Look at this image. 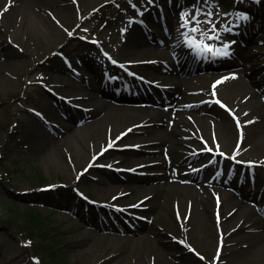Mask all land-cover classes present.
<instances>
[{
  "label": "rangeland",
  "instance_id": "obj_1",
  "mask_svg": "<svg viewBox=\"0 0 264 264\" xmlns=\"http://www.w3.org/2000/svg\"><path fill=\"white\" fill-rule=\"evenodd\" d=\"M161 2L147 16L154 0H38L41 10L29 6L28 12L19 15L26 23L23 34L13 17L4 19L0 11V264H53L49 254L35 249L41 232L31 238L33 248L26 240L22 214L27 210L40 214L53 234L48 235V245L55 247V264H264L256 257L264 242L260 228L264 222V163L247 161L264 155V141L253 150L241 144L233 117L238 113L239 126L245 127L256 119V112L264 110L260 97L264 93V0ZM209 11L215 32L209 31L212 24L203 23ZM136 13L146 16L136 18ZM239 15L248 18L238 19ZM193 17L201 23H193ZM133 20L128 33L127 25ZM185 20L188 26L198 27L197 42L228 45L231 54L227 58H233L230 68L237 69L235 76L261 101V108L248 109L240 118L252 96L244 92L224 98L211 81L219 74L195 69L197 92L208 99L206 106L210 107L205 108L207 118L201 125L214 130L219 123L225 133L200 137L205 145L202 160L208 164L205 172H191L190 164L177 168L187 171L191 191L181 188L183 181L178 178L168 180L169 171L164 168L168 146L162 139L172 135L160 121L167 118L173 127L195 134L202 129L175 107L178 95L170 88L171 74L166 70L169 63L182 72L188 68L184 55L194 56L187 51L186 39L173 55L165 50L167 24ZM212 35H218V40L207 39ZM140 36L160 54L130 57L134 40ZM102 49L111 60L102 56ZM94 58L103 63L97 65ZM241 63L243 68L238 67ZM78 75L93 83L97 79L100 89H111L117 96H103L74 82ZM125 84L131 85L129 92L119 90ZM162 90L170 92L165 104ZM90 92L95 94L94 103L76 98ZM215 97L233 113L219 107ZM100 102L154 107L145 122L141 118L112 122L113 137L104 139L108 121L98 120ZM226 122L233 134L227 132ZM135 129L142 130L141 134L130 133ZM115 133L122 135L116 138ZM138 136L144 141L142 147L135 143ZM216 148L224 152L217 153ZM138 150L153 151L141 153L151 159L147 168L136 164ZM242 154L247 160H236ZM138 177L148 178L143 185L146 192L137 189L131 195L129 190L138 187ZM197 179L204 182V188L218 185L228 195V199L225 194L217 196L218 216L205 211L201 201L205 191L197 188ZM76 191L86 199L78 200ZM231 197L239 202L233 204ZM192 205L202 217L191 212ZM179 211L181 217L176 216ZM208 238L214 241L205 247ZM219 238L228 241L224 247L215 246ZM152 247L160 250L158 254H151Z\"/></svg>",
  "mask_w": 264,
  "mask_h": 264
},
{
  "label": "bare ground",
  "instance_id": "obj_2",
  "mask_svg": "<svg viewBox=\"0 0 264 264\" xmlns=\"http://www.w3.org/2000/svg\"><path fill=\"white\" fill-rule=\"evenodd\" d=\"M162 0H154V4H152V6H150V10L147 12V16L152 14L154 9L159 7L160 3ZM38 0H3V4H2V0H0V7H1V13H2V17L4 19H7L11 17H13V20L16 24H19V27L22 30V34L25 33L26 31V23H23V19H19V15H23V13L28 12L27 9L29 8V6H33L36 9H40L41 7L40 5L37 3ZM174 3V4H178L179 0H167V4L168 3ZM2 4V6H1ZM48 14L52 15V12H49ZM40 15V14H39ZM146 15H142V14H136L137 18H143ZM32 19H34V17H31ZM157 25H159L158 23H156ZM165 24V23H164ZM167 24V23H166ZM182 23L176 22V25H173L170 23L167 24V36H168V40L165 42V50L173 55L174 50L178 47V45L181 43L182 39L186 38V40L192 39L193 37H195L196 39V33H191L189 31L190 28L192 27H181ZM50 26V25H49ZM52 26V25H51ZM133 27V24H128L127 25V32L129 33V31L131 32V29ZM54 27L52 26L51 29H53ZM185 33H187V35H185ZM197 40V39H196ZM1 44V41H0ZM133 51L129 52L130 57H134L135 55H139V54H144V53H153L155 55L160 54V52L158 51L156 46H152V45H148L147 42L143 39L142 36L138 37L137 39L134 40L133 43ZM180 46V45H179ZM187 50H191V48L188 46L187 44ZM192 51H194L196 53L197 56H201L202 54H198L196 52V50L192 48ZM134 54V55H133ZM2 59L0 58V71L3 69V63L1 61ZM133 60V59H132ZM94 61L97 65H101L103 62L98 59V58H94ZM75 66H78L77 64H75ZM74 66V67H75ZM84 66L87 67L88 69L90 68L89 65H87V63L84 62ZM133 66V65H132ZM220 68L219 65L216 64H208L204 67V69H208L207 71L210 70H215ZM140 69L136 66V70ZM166 70L169 74H171V85L170 88L172 90H174V92L178 95V99L174 101V105L177 108H180L184 111V113H186L188 116L192 117V119H194V121H196L197 124H199V126L202 128L201 132L199 134H195V133H191V132H186L183 130H179L178 128L173 127L170 123H169V119H165L162 118L160 121H162V124L164 123V131L165 130H170L171 133V138L169 139H162V142L165 146H168V150L164 153L165 155V162H164V168L166 170L169 171V177L168 180L170 179V177L172 176L173 178H178L180 180H182V187L183 189H187L186 191H191L189 189H192L190 182H188L189 178H188V173L187 171H185L184 169H181L180 171L177 170L178 167H180V165H185V164H190V169L191 172H205L208 169V164L206 163V160H202V158L204 157V146L202 145V142L200 140L201 136H204L206 134L214 133L215 135H219L220 137L223 136V133H225V130L223 129V127L221 126V124L217 123L214 130H207L202 124L203 118H207V116H203V114L206 112L205 108H210L207 105L208 99L205 96H201L199 95V93L197 92L199 89V85H197L193 80L186 78L188 76V70H183L182 72L177 71V68H174L171 65H167ZM205 73V72H204ZM80 77V78H79ZM78 80H73L74 82L79 81L82 82L86 88H88L91 91H94L96 93H99L103 96H109L111 97V92H105L102 89H100L99 84H98V80L95 79V83L91 82L89 79H87V77L85 76H81L78 75ZM254 85V82L252 83ZM130 86L129 84H125L124 86H122L121 89L119 90H124V91H130ZM215 91L222 94L224 96V98H236L237 96H239L242 93H247L250 94L252 96L251 100L246 103L243 107H242V111L240 112V118H242V113L248 109H255V108H261V101L263 102L264 105V93L261 94V101H258V99H256V94L251 90L250 86H248L246 83L241 82L239 80V78L235 77V78H228V79H224L223 81H220V83H218L215 87ZM94 92H90L88 94L85 95H80L76 98H82V99H89L90 103H94L95 101V94ZM114 93V92H113ZM112 93V94H113ZM136 93V91L134 92ZM167 93L170 94V92L168 91ZM115 96L116 93H114ZM114 97V95L112 96ZM204 104V105H203ZM99 110H97L96 114L98 116V120L101 121L102 118H104L105 120L108 121V124L106 126V129L108 132H104V139L105 137H109L112 136L113 134V126H112V122L114 121H118V122H126V121H131L133 119H137V118H141L140 121L145 122L146 120H148L149 118V114H152V111L149 110L151 108L149 107H143L141 106V108L137 107V106H129V104L126 105H112L106 102H100L99 103ZM182 111V112H183ZM255 112V111H253ZM162 114V113H161ZM160 113H158V117H163L164 115H161ZM251 115V112L249 113ZM237 116L238 113L236 114ZM256 115V119L254 121H252L250 123V125L248 126H238L236 127L235 130V134L237 133V131L239 132V137L241 140V144H245L247 147L251 146V149H257V145L259 141L263 142L264 141V110H260L258 112L255 113ZM141 116V117H140ZM244 119V118H243ZM241 121H239L240 124ZM96 123V122H95ZM94 123V124H95ZM184 127L188 126L187 123L185 122H180ZM227 123V132L233 134V129H230V123ZM111 125V126H109ZM89 126V125H86ZM235 126V125H234ZM71 129V128H69ZM68 129V131H69ZM74 130V129H73ZM142 130L139 129H135L134 131H131V134H134L135 136ZM77 132L74 131V135ZM157 134L158 131H155L153 133ZM160 134V133H159ZM199 135V136H198ZM119 136H121L120 133H115L116 138H119ZM209 136V135H208ZM211 136V135H210ZM113 137V136H112ZM139 137V136H138ZM212 137V136H211ZM251 138V139H250ZM181 139H183V141H181ZM205 139V138H204ZM250 139V141H248ZM151 141V140H149ZM144 141L139 137L136 139L135 143L136 144H142ZM246 146L242 148L244 149H248L246 148ZM142 147V145H141ZM216 150V151H215ZM214 151L217 153H223L224 152V148H216ZM137 155L139 156L140 159H138L137 161V165L142 166L143 168H147L148 166H150V161L151 159L146 157V156H142L141 153H153L152 150H138L136 151ZM232 153H229V155ZM199 157L197 162H193L195 157ZM255 159H251V160H247L245 158V154L239 155L237 159L239 160H247V161H255V164H261L264 163V155L260 156L257 158L254 157ZM202 160V161H201ZM192 163V164H191ZM195 169V170H194ZM202 178V177H201ZM196 183H198L200 186H198L197 188H202L204 192V195L201 197V201L204 204V208L205 211H207V213L213 217V216H218L220 213V205L217 206L216 202H215V198H217V196L219 194H225L223 197L228 199V195L224 192H221V190L217 187L218 185H210V186H206L205 188L203 187V183L202 181H200L199 179L195 180ZM136 182L138 183V187L136 189L132 188L129 190L130 194L133 195L136 190L138 189H142L144 190V192H146L145 188L143 187V185L145 183L148 182V178L145 177H138V179L136 180ZM256 182L259 184L260 181L256 180ZM103 184H106L107 182H102ZM165 187V185H164ZM241 191H243V189H241ZM206 193L210 194L207 195ZM230 200H233V204L238 203L239 201L234 200L232 197L230 198ZM126 205H128L129 203H126ZM191 212L195 213L197 216L201 215L202 217V213H200L197 209L196 206L191 207ZM176 216L181 217L182 213L179 211L178 213H176ZM175 222V220H174ZM177 226V225H175ZM260 228L264 230V222H261L260 224ZM223 238H219L217 240H215V246L217 247H224L226 245V242L228 241H223ZM96 240L98 241V238H96ZM112 240V238L108 239L109 243ZM120 241V239H119ZM214 240H211L208 238V240H204V246H210V243L213 242ZM260 245L262 250L258 251V253L256 254V257L260 260H264V254H262L264 252V242H260ZM203 246V245H202ZM160 250L158 248L152 247L151 248V254H158ZM159 256H163V255H159Z\"/></svg>",
  "mask_w": 264,
  "mask_h": 264
},
{
  "label": "trees",
  "instance_id": "obj_3",
  "mask_svg": "<svg viewBox=\"0 0 264 264\" xmlns=\"http://www.w3.org/2000/svg\"><path fill=\"white\" fill-rule=\"evenodd\" d=\"M18 215H16L17 217ZM23 219L25 221V227H24V233L27 235L28 240L31 241V238L33 237V235L37 232V234L40 233L41 238L39 241V244L37 246V248H35L37 250V252H41L43 253V255H50L51 260L53 261V264H55V258L54 256L56 255L55 251H54V245L53 246H49V239H48V235H53L51 232H49L46 228V225L43 223V218L40 214H38L35 211L32 210H27V212H25L24 214H22ZM43 238V239H42ZM32 242V241H31ZM34 247V245L32 246V248ZM54 255V256H53ZM60 264V262L58 263Z\"/></svg>",
  "mask_w": 264,
  "mask_h": 264
},
{
  "label": "snow or ice",
  "instance_id": "obj_4",
  "mask_svg": "<svg viewBox=\"0 0 264 264\" xmlns=\"http://www.w3.org/2000/svg\"><path fill=\"white\" fill-rule=\"evenodd\" d=\"M207 2H208V0H205V3H207ZM197 12L199 13V9H197ZM185 15H187V14H185ZM207 15H208L209 19L206 21H203V23L212 24V21L210 19L212 13L209 11L207 13ZM247 18L248 17L246 15H239L238 16V19H241V20H247ZM193 23H195L196 25H199V23H201V21L196 19V17H193ZM187 26H188V21L185 20V22L181 25V27H187ZM198 30H199L198 27H192L189 29V31L191 33H196ZM227 30L230 31L231 29H227ZM209 31H211V32L216 31L214 24H212V27L209 29ZM185 35H187V33H185ZM218 38H219L218 35L207 36L208 40H218ZM187 44L189 47L194 48L198 54H203V53L207 52V53H210L212 55V57L230 55V53L228 51V45H224V47L222 49H217V48H214L213 46H210V45L204 43L203 39H201L199 42H197L195 37L187 40ZM232 78H235V77H232ZM217 83H220V82H217ZM213 87L215 88V85ZM213 94H215V93H213ZM237 123L239 126V121H237ZM109 147H111V144L109 145ZM207 150L212 151L211 148H208Z\"/></svg>",
  "mask_w": 264,
  "mask_h": 264
}]
</instances>
